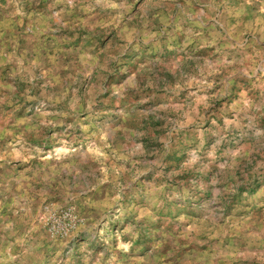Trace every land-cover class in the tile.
I'll return each instance as SVG.
<instances>
[{"label":"rangeland","instance_id":"rangeland-1","mask_svg":"<svg viewBox=\"0 0 264 264\" xmlns=\"http://www.w3.org/2000/svg\"><path fill=\"white\" fill-rule=\"evenodd\" d=\"M0 264H264V0H0Z\"/></svg>","mask_w":264,"mask_h":264}]
</instances>
